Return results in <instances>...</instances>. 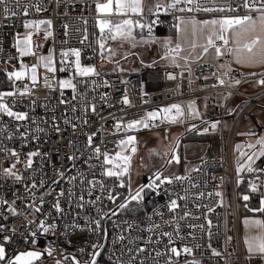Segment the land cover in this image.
Masks as SVG:
<instances>
[{
  "label": "built area",
  "instance_id": "1",
  "mask_svg": "<svg viewBox=\"0 0 264 264\" xmlns=\"http://www.w3.org/2000/svg\"><path fill=\"white\" fill-rule=\"evenodd\" d=\"M96 2L20 0L15 4L8 0L6 5L0 4V62L22 59L27 63L26 76L20 80L10 79L0 68V93H15L3 96L0 102L27 117L17 120L0 111V244L7 253L0 264L27 251L40 252L43 259H56L60 264H89L94 252L100 253L97 264H116L117 259L120 264H247L253 258L264 264L261 255L246 256L242 251L237 198L240 179L264 189V171L238 174L237 161L244 164L247 157L236 151L237 144L249 143L247 139H236L240 122L253 108L264 107V85L257 82L264 76L245 77L235 85L228 70L219 69L227 66V58L218 64L198 61L189 69L151 64L138 72H119L117 63L105 57V47L99 46L102 38L106 46L108 34L98 29V20L103 17L96 11ZM232 4L235 7L236 0ZM5 6L10 10L7 14ZM243 14V8L239 13L161 9L158 14L153 11L143 16L107 18L139 20L151 25V33L147 27L144 30L153 34L176 29L178 16L220 18ZM39 20H51L52 24L48 30H44L47 24L38 29L24 27L29 21ZM25 32L31 33L34 54L29 57H23L16 47L17 37ZM216 43L222 46L221 41ZM227 48L222 50L229 56ZM74 49L80 51L81 65L94 66L99 75L74 77L75 90L63 89L60 80L71 72H60V55L63 66L75 71ZM51 53L55 54V72L47 71L40 60ZM33 65L38 66L35 83L31 80ZM169 74L176 79H169ZM25 89L26 94L21 95ZM124 96L130 104L123 103ZM190 97L210 99L218 112L203 122H218V155L201 160L179 176L184 177L182 180L173 178L172 183L152 187H148V180L138 199H131L135 194L124 197L119 189L127 175L102 174L109 168L120 170L117 163L111 166L104 162V153L115 157L120 141L136 131L126 130L127 124L144 118L147 112L179 104L184 110L182 120L192 121L194 116L186 102ZM232 113L236 115L229 120ZM163 116L160 113L148 121L149 128L141 130L154 129L151 125L162 127L167 122ZM96 148L100 149L99 155ZM253 150L241 149L249 154ZM33 152L39 155L31 156ZM9 168L12 175L4 171ZM17 175L21 179L17 180ZM217 192L222 195L217 196ZM145 198L150 205L142 216L123 214ZM173 200L178 205L174 210ZM41 224L54 227L45 232ZM173 247L180 255L171 252ZM185 247L192 249L191 253L183 252ZM49 248L54 249L51 256L47 254ZM213 250L220 255H214Z\"/></svg>",
  "mask_w": 264,
  "mask_h": 264
},
{
  "label": "snow or ice",
  "instance_id": "2",
  "mask_svg": "<svg viewBox=\"0 0 264 264\" xmlns=\"http://www.w3.org/2000/svg\"><path fill=\"white\" fill-rule=\"evenodd\" d=\"M8 0H0V4L6 5ZM20 0H13V3L19 4ZM243 8L245 14L244 15H234V16H224L221 18L216 19H210V20H198L194 15L193 16H178L176 17L178 23L174 25L177 29V36L178 40L180 42L175 43V46L173 47V41L171 38L166 40L164 42V47L166 49L164 59L171 58L172 65L175 67H180V64L177 63L178 59H184L187 60V56H181L180 54L185 51L183 47V42L189 41L190 38L192 39L191 48L194 50L197 47V44L195 43V38H197L198 34L203 35L205 33V30H207V35L204 37L206 40V43L204 45H201L203 52L207 54L209 51V48H214L215 53L217 56L223 55L222 47L227 48L229 44V36L228 33H231V40L235 47L227 48V51L230 53H233L236 58V62L240 64H246L249 66H254L257 64L264 65V0H236V6L234 7L232 4V0H168V2H161V0H157V2L148 8V11H153L158 14L161 9H163L165 12H168L169 10L173 12H179V13H213V12H228V13H239L240 9ZM41 9L36 6V11H40ZM4 13L7 14L10 10L7 6L3 9ZM96 11L98 14H100L102 17H129V16H143L145 13V0H104L103 3L99 2L97 0L96 2ZM255 12L257 15L254 17L252 13ZM14 14V13H13ZM25 15H27V10H25ZM47 24L49 27L52 24L51 20H39V21H29L27 24L24 25L25 28H31L35 26L37 29L40 25ZM98 27L100 29V32L103 34L107 32V39H111L113 41L121 40V41H128V42H134L135 36L133 35L135 28H140L143 30L145 27L148 28V32H152V26L151 25H145L141 23L139 20H133L131 18H124L119 20H113L109 18H101L98 20ZM48 35H51V32H48ZM250 39H247V42H244L241 44V41L245 38L249 37ZM216 41H221V45H217ZM21 44L24 45V47H19ZM32 41H31V33H28L25 35V38L23 40H20L17 38L16 46L19 48V51L21 52V55H33L32 47H31ZM100 48L104 49V39L102 38L100 41ZM135 46V45H133ZM73 55L75 56V71L80 76H88V75H99V73L96 71V68L94 66H88L83 67L80 63V51L79 50H72ZM109 59L111 58V55L115 54V50L109 48ZM62 55L67 56L68 53H63ZM103 57V52L101 53ZM41 62H43V66L47 69L49 72H55V67L52 66V57L51 56H41L40 57ZM37 65H33L31 67V80L33 83L37 82ZM26 65H22V70L9 73V78L15 77V79L20 80L26 76ZM231 71V68H228V72ZM227 73H225L226 75ZM264 76V73L261 74ZM169 79H176V77L172 74L168 75ZM45 80H47V77H45ZM259 84L264 85V79H260L257 81ZM221 84H224V80H220ZM235 85L240 84V80L234 81ZM61 87L64 88H72L75 90L76 85L72 82V80H62L60 81ZM49 87L51 84L49 83ZM27 89H25V92H21V95L26 94ZM15 95L13 92H7V93H0V99H2L3 96H12ZM124 104H130V101L127 96H124L123 98ZM191 114L193 116H198L199 112L195 107V102H190L188 105ZM95 110L93 106V111ZM0 111L5 112L8 116L14 117L17 120H23L26 119V114L23 113H15L13 112L9 106L5 103L0 102ZM160 113H163L164 116L162 117V120L167 121L168 123H177L179 122L178 118H182L184 116V110L179 104H172L169 107H165L157 111H151L147 112L146 116L139 120H133L130 121L127 126L126 130H136L139 131L141 128L147 129L150 127L149 120H154L157 117L160 116ZM218 123V122H217ZM217 123H212L211 128L216 129ZM157 125H151V127H156ZM59 130V129H57ZM205 132L208 131L207 128L204 129ZM241 135H244L241 133ZM249 136H256V133L249 132L247 133ZM89 140H91V137H89ZM136 142V137L133 135H130L127 137L126 140H121L120 144L122 146L127 145H134ZM257 146L259 148L257 149ZM247 147L249 149H254V151L251 152V154L247 152H242L241 149ZM124 151H128L126 147H122V152L117 153L115 157H109L107 153H104L105 156V163L106 164H112L113 160H120L123 162V164H117L116 167H119L121 170L119 172L114 171L113 169L109 168L106 170L105 174L109 177L116 176H124L129 173V169L131 167L130 161L132 154H135L137 149L136 147H131L130 154L129 155H123L122 153ZM236 151L240 153L241 157H247L244 164H241L239 160L237 161V173H241L243 171H248L249 173L257 172V171H264L261 169H257L253 167V165L256 163V161L264 157V136H259L255 139L254 142H249L246 146L237 144L236 145ZM95 152L97 155L100 154V149L96 148ZM13 155H16L15 152H13ZM31 156L39 155V153L33 152L30 154ZM174 159L177 163H179V157L175 156ZM171 162V161H169ZM31 159L28 161V166H31ZM12 167H15L13 165ZM5 173L12 175L11 168L5 169ZM16 179H21L20 176H16ZM161 179L160 173H157L155 176V179L152 181L151 184L148 185V187H152L157 180ZM177 180H182L184 177H175ZM167 182L172 183L171 178H165L164 181L161 182ZM242 182V181H241ZM123 187V183L120 185ZM35 187V185H33ZM103 188V185H101ZM251 190L253 192L259 190V186L255 183H252L250 185ZM143 192V186L137 190L135 195L131 196V199L136 200L141 196V193ZM63 195V193H61ZM217 196H221L222 194L217 192ZM109 199H112L111 196H109ZM245 201L249 200V196L245 195L243 197ZM6 203V201H5ZM57 209L59 210V204H56ZM121 207H126L125 204H122ZM176 207H178L176 201H172L171 208L174 210ZM10 211H12L15 214V209L10 208ZM253 211L264 213V199L261 200V206L258 209H255ZM97 227L100 225V221L97 220L96 222ZM209 226L211 225V221H208ZM245 225L250 228H258L261 230V233L259 235L251 236L246 239V243L248 244V251L250 253H257L260 254L262 258H264V220L259 219H253V220H245ZM43 231L47 232L50 228H53V225H49L47 227L44 226V224L39 225ZM201 227H203L201 225ZM151 231V229H149ZM35 233H33V236ZM171 236V234H167ZM9 239L10 238H6ZM120 239L122 240L123 237L121 236ZM83 251V250H81ZM139 251H144V249H139ZM192 249L185 247L183 249V252L185 253H191ZM54 249L49 248L47 251V254L49 256L53 255ZM171 252L175 255H180V252L177 250V248L173 247L171 249ZM213 254L219 256L220 253L213 250ZM99 252H94L92 259L89 261V264H97L96 257L99 256ZM159 255V253H157ZM41 257V253L37 251H27V252H21L18 255H16L14 258H10L7 260V264H33L34 260H37ZM6 259V250L3 244H0V261H5ZM74 259V258H73ZM56 264H60V261H57ZM75 264H80V261H76ZM116 264H120L119 259H117ZM192 264H197L196 261H193Z\"/></svg>",
  "mask_w": 264,
  "mask_h": 264
},
{
  "label": "rangeland",
  "instance_id": "3",
  "mask_svg": "<svg viewBox=\"0 0 264 264\" xmlns=\"http://www.w3.org/2000/svg\"><path fill=\"white\" fill-rule=\"evenodd\" d=\"M168 0H161V2H167ZM157 0H148L145 2V13H148V8L153 6ZM154 11V10H153ZM152 12V11H151ZM244 15V14H243ZM254 17L257 15L252 14ZM198 20H210L216 19V17H196ZM221 18V17H220ZM49 25L44 30H48ZM28 32H25L19 35L17 38L23 40L25 35ZM133 35L135 36L134 42L128 41H121L116 40L113 41L111 39L107 40L108 46L111 49L115 50V54L111 55V60L115 61L118 65L119 72H138L147 66L151 65V61L159 60L160 66H167L173 68H184L189 69L198 61H210L214 64H218L221 59L227 58L228 64L227 66H219L220 70H225L231 68L229 72L233 81L241 80L245 77H253L257 76L261 73H264V65L257 64L254 66H249L246 64H240L236 62L235 55L230 53L229 56L226 55L225 51L222 50L224 53L223 55L217 56L215 53L214 48H209L207 54L203 52L201 45L206 43L205 36L207 35V30L203 35L198 34L197 38H195V43L197 47L193 50L191 48L192 39L190 38L189 41L183 42V47L185 49L182 52L181 56H187L188 59H178L177 63L180 64V67H175L172 65L171 58L164 59V55L166 49L164 47V42L171 38L173 41L172 46H175V43L180 42L177 36V29L175 32L168 36H156L155 34H149L144 29L141 30L140 28H135ZM229 36V46L235 47L231 40V33L227 34ZM247 39H250V36L245 38L241 41V44L247 42ZM17 42V40H16ZM135 45V46H133ZM17 47V46H16ZM19 47H24L21 44ZM32 47V44H31ZM19 50V48L17 47ZM109 58V52L107 53ZM23 57H29L31 55H22ZM44 56H51L52 57V66L55 67V54L51 53ZM60 72L70 73L69 75L62 76L61 80H72L74 77H81L76 71L67 70L63 66V58L60 55ZM43 64V62H42ZM22 65H26V62H22V59H11L6 61L5 63L0 62V68L4 69V71L9 74L12 72L22 70ZM82 66V65H81ZM84 67V66H83ZM75 70V64H74ZM63 89H69L64 88ZM203 101L201 98H188L186 99L187 105L190 102H195V107L199 112L198 116H194V119L190 122H184L182 118L179 119L177 123H168L165 122L162 127L150 129V130H143L135 131L131 135L136 137V142L134 145H127L122 146L119 145L118 153L122 152V147H126L128 151H124L123 155L130 154L131 147H136L137 151L135 154L131 156V167L129 169V173L127 174V189L125 196L128 197L132 194H135L137 190H139L142 186L144 187L145 183L144 179L147 177L149 182L152 183L153 178L156 176L157 173H160L161 179L160 181L155 182L154 185H159L161 182L164 181L165 178H175L177 176H181L184 171L193 169L197 162L202 158L208 156V146L202 144L195 140V133H191L192 130L199 128V132L203 133H211L215 132V129L211 128V121L204 122L205 117V109H200L199 104ZM190 110V109H189ZM191 112V111H190ZM207 128L208 131L205 132L204 129ZM198 131V130H197ZM198 132V133H199ZM245 134V133H243ZM259 136H264V129L262 132L256 137H249V142H254L256 138ZM259 146H257V149ZM254 151V150H253ZM175 156L179 157V163L176 162L174 159ZM171 161V162H169ZM123 164L122 161L113 160L112 164ZM121 170V169H120ZM119 170V171H120ZM239 235L241 230V222L239 220ZM242 236V235H241ZM241 239V237H240ZM244 253V252H243ZM245 254V253H244ZM57 260H50V258L45 257L44 259L40 260L36 264H56ZM258 264H263L258 262Z\"/></svg>",
  "mask_w": 264,
  "mask_h": 264
},
{
  "label": "trees",
  "instance_id": "4",
  "mask_svg": "<svg viewBox=\"0 0 264 264\" xmlns=\"http://www.w3.org/2000/svg\"><path fill=\"white\" fill-rule=\"evenodd\" d=\"M176 29L171 30V31H162V33L165 35H171L175 32ZM110 46L106 44L105 46V57L108 58V49ZM109 59V58H108ZM249 87V85H248ZM200 109H205V117H212L214 118L215 115L218 113L217 110L213 107L210 99L203 100L199 104ZM236 113L230 114L228 117L229 120H233L235 117ZM264 129V107H256L253 108L252 111L248 115H246L242 121L240 122V125L238 127V133L236 136L237 141L239 140H248L249 137H256L258 136L262 130ZM198 130V131H197ZM140 131V130H139ZM143 131V130H141ZM199 128L192 130L190 134L195 133V140L198 142L205 144L208 146V156L204 157H213L218 155V150H219V141H218V135L216 132H211V133H203L199 132ZM249 132H254L256 133V136H249L247 133ZM241 133H245L244 135H241ZM249 141V140H248ZM202 158L201 160H203ZM199 160L197 164L201 161ZM196 164V166H197ZM253 167L257 169H264V157L259 158L256 163L253 165ZM186 171H184L185 173ZM183 173V174H184ZM148 178L145 177L143 184L146 185L148 182ZM160 181V180H157ZM156 181V182H157ZM242 181V182H241ZM124 186L121 187L119 190L123 191V196H125L127 189V178H125V182L123 184ZM251 181L248 179H240L237 181V198H238V214H239V220L246 218V217H251V216H263V213L253 211L255 209H258L261 206V200L263 196V189L259 188L258 191L253 192L251 190ZM147 195V194H145ZM247 195L249 196V200L245 201L243 197ZM123 197V198H124ZM149 199L145 198L140 203H134L130 206V209L126 210L123 214L127 216H142L146 210L149 207ZM232 234H234V229L231 230ZM258 262H262L261 259L259 258H253V259H248L247 264H258Z\"/></svg>",
  "mask_w": 264,
  "mask_h": 264
},
{
  "label": "crops",
  "instance_id": "5",
  "mask_svg": "<svg viewBox=\"0 0 264 264\" xmlns=\"http://www.w3.org/2000/svg\"><path fill=\"white\" fill-rule=\"evenodd\" d=\"M148 0H145V2H147ZM168 2V1H167ZM166 3V2H165ZM155 11V10H154ZM153 12V11H152ZM151 13V12H148ZM145 14V13H144ZM103 18H107V17H103ZM110 19V18H109ZM99 29V27H98ZM100 30V29H99ZM153 34H155L156 36L162 37V36H168V35H164L162 33V31H155ZM159 60H155V61H151L152 64L156 65V66H160L159 64ZM162 66V65H161ZM262 199H264V189H263V196ZM253 219H259V220H264V213L263 216H251V217H246L241 219L242 220V224H241V230H240V234L242 236L241 237V245H242V251L245 253L246 256H251V257H259L260 254L257 253H250L248 251V244L246 243V239L251 237V236H255V235H259L261 233V230L258 228H250L248 226L245 225V220H253Z\"/></svg>",
  "mask_w": 264,
  "mask_h": 264
},
{
  "label": "water",
  "instance_id": "6",
  "mask_svg": "<svg viewBox=\"0 0 264 264\" xmlns=\"http://www.w3.org/2000/svg\"><path fill=\"white\" fill-rule=\"evenodd\" d=\"M114 200H115V199H114ZM18 254H19V253H18ZM18 254H16V255H18ZM16 255H15V256H16ZM15 256H14V257H15ZM14 257H13V258H14ZM6 258H7V253H6ZM42 259H43V254L41 253V257H40L39 259H37V260H34V261H33V264H36L37 262H39V261L42 260ZM5 260H6V259H5ZM2 262H4V261H2Z\"/></svg>",
  "mask_w": 264,
  "mask_h": 264
}]
</instances>
